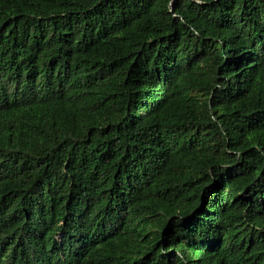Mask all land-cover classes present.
<instances>
[{
  "label": "trees",
  "instance_id": "trees-1",
  "mask_svg": "<svg viewBox=\"0 0 264 264\" xmlns=\"http://www.w3.org/2000/svg\"><path fill=\"white\" fill-rule=\"evenodd\" d=\"M0 264H264V0H0Z\"/></svg>",
  "mask_w": 264,
  "mask_h": 264
}]
</instances>
